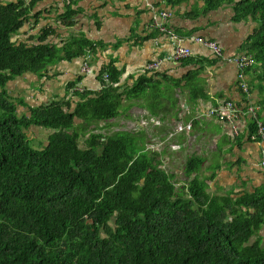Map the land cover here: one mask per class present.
Segmentation results:
<instances>
[{"label": "trees", "instance_id": "trees-1", "mask_svg": "<svg viewBox=\"0 0 264 264\" xmlns=\"http://www.w3.org/2000/svg\"><path fill=\"white\" fill-rule=\"evenodd\" d=\"M41 1L0 0V264H264V187L213 195L214 176L201 177L199 156L189 158V182L178 187L157 156L138 152L127 134L92 130L120 114L115 65L100 72V91L73 84L68 100L39 107L11 95L10 83L26 73L49 77L56 62L96 51L85 34L59 46L52 26L24 39L25 26L36 30L43 18ZM66 1L60 20L70 27L84 0ZM204 1V13L227 3L235 4L236 20L255 19L248 48L264 87V0ZM148 81L142 76L124 94L141 96ZM20 107L31 115H20ZM37 127L53 130L43 148L28 134ZM256 127L252 122V132Z\"/></svg>", "mask_w": 264, "mask_h": 264}, {"label": "crops", "instance_id": "crops-1", "mask_svg": "<svg viewBox=\"0 0 264 264\" xmlns=\"http://www.w3.org/2000/svg\"><path fill=\"white\" fill-rule=\"evenodd\" d=\"M66 4V0L41 1L36 9L43 16L38 29H29L34 23L28 24V34L23 38L52 26L57 32L51 40L59 46L72 35L85 34L97 43L96 51L89 49L84 56L56 62L50 66L49 77L41 81L36 73H29V81L26 73L9 85L10 91L15 89V96H25L32 107H38L68 100L72 97L68 88L73 84L80 92L100 91L104 87L100 72L113 64L121 73L117 87L122 93V108L117 117L97 123L127 125L129 130L119 128L114 135L127 134L138 152L156 155L167 173L165 164H173L170 167L178 171L179 179L185 174L189 158L201 157V177L214 176L208 188L213 195H244L264 187V141H253L248 135L254 118L243 116V136L235 138L227 122L209 116L211 109L233 101L242 110L255 105L264 122L259 66L256 63L247 71L251 91L248 97L240 86L238 65L221 59L196 40L205 37L216 41L227 56L250 53L248 44L258 26L255 19L236 20L235 4L227 3L204 13V0H189L179 6L164 0H84L80 4L83 12L68 27L60 20ZM162 12L172 13L165 25L177 38L151 26ZM176 46L189 47L192 55L179 62L169 60L167 56ZM156 61L158 66L151 68ZM86 62L91 64V72L84 71ZM142 76L149 80L145 93L124 94ZM26 109L29 112L24 107L19 109L20 115H31ZM178 124L191 127L178 131ZM177 157L182 167H176ZM178 173L169 175L177 177ZM259 236L264 243V227Z\"/></svg>", "mask_w": 264, "mask_h": 264}, {"label": "built area", "instance_id": "built-area-1", "mask_svg": "<svg viewBox=\"0 0 264 264\" xmlns=\"http://www.w3.org/2000/svg\"><path fill=\"white\" fill-rule=\"evenodd\" d=\"M170 17H172L171 12H162L160 14V17L152 22L151 26L159 29L160 31L168 32L170 35H172L173 38H177V34L169 31L168 29L170 28H168L165 25L166 21ZM196 40L211 48L212 51L215 53V55H217L221 59H224L227 62H232L238 65V67L240 68V73H239V78L241 81L240 86L243 89V91L247 94V96L250 97L251 91H250L249 82L247 80V71L256 64L255 55L251 53H242V54H237L235 56H229V55L227 56L225 54L224 49L220 47V45L216 41L205 37H197ZM191 55H192V51L189 47L176 46V48L173 49V51L167 56V58L169 60L179 62L184 59H187ZM158 64L159 61H156L150 64V67L151 68L157 67ZM83 69L85 72H91V64L89 62H86ZM106 78L109 79L108 74ZM245 115L247 116L251 115L254 118L255 123L257 124V127L253 132L251 128L249 130L248 135L250 139L253 141L263 142L264 125L260 119V116L258 114V109L255 105H250L246 110H242L235 102L229 101L218 105L216 108L211 109L209 112V116L227 122L232 128L233 136L235 138L243 136L241 119ZM189 127H191V125L186 126L184 124H181L178 126V131L187 130Z\"/></svg>", "mask_w": 264, "mask_h": 264}, {"label": "rangeland", "instance_id": "rangeland-1", "mask_svg": "<svg viewBox=\"0 0 264 264\" xmlns=\"http://www.w3.org/2000/svg\"><path fill=\"white\" fill-rule=\"evenodd\" d=\"M25 29H28V24H27V26L24 28V31H25ZM30 29V28H29ZM24 37V36H23ZM29 73H33V72H29ZM29 73H27L28 74V76H27V74H25V76H27V77H25V78H29L28 80L30 81V79H32V76H31V74H29ZM37 76H38V80H42L43 78L40 76V74H37ZM27 80V81H28ZM36 85V83L34 82V86ZM17 86H20V84L18 83L17 84ZM35 88V87H34ZM8 89L10 90L11 89V87L9 86L8 87ZM13 90H15V89H12L11 91H10V93H11V95L12 96H14L15 98H23V99H25L26 101H28V99L27 98H25V96H15L14 94H13ZM17 93V92H16ZM39 107V106H38ZM23 108V107H22ZM22 108L20 107V109L22 110ZM25 112H29V110L28 109H26L25 108ZM24 115H27V114H24ZM28 116H30V115H28ZM95 128H97L98 130H99V132H102V133H104V134H107V135H114L116 132H117V130L119 129V128H123V129H125V130H129V128H128V126L126 125H122V126H118V127H112L111 125H110V123L109 122H100V123H97V122H95V123H93V125H92V130H94ZM123 131V130H122ZM98 132V131H97ZM53 133V130H51V129H45V128H42V127H37V128H32L29 132H28V134H29V136L31 137V138H34V140H35V142L33 143V146H35V147H37V148H43L45 145H47L48 144V141H49V137H50V135ZM177 140H178V138H176ZM82 146L83 147H86V143H85V140H82ZM137 145V144H136ZM137 148V147H136ZM137 150L139 151V148H137ZM176 167H182L183 166V163H180L179 164V157H177L176 158ZM170 165H173V164H170ZM170 165L169 164H165V166H166V169H168V171H169V173L171 174V175H173V173H178V171H176L175 169H172V167H170ZM168 167H170L171 168V170H169V168ZM186 174H184L183 175V177L181 178V179H179V173L177 174V177H176V175H175V177H173V178H175V182L177 183V185H178V187L179 186H183V185H185V184H187L188 182H189V179L185 176ZM179 183H180V185H179Z\"/></svg>", "mask_w": 264, "mask_h": 264}]
</instances>
